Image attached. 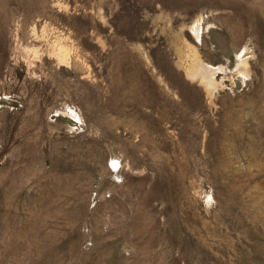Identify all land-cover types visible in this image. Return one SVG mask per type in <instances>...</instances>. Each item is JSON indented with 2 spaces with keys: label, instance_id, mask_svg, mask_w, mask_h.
Returning a JSON list of instances; mask_svg holds the SVG:
<instances>
[{
  "label": "rangeland",
  "instance_id": "rangeland-1",
  "mask_svg": "<svg viewBox=\"0 0 264 264\" xmlns=\"http://www.w3.org/2000/svg\"><path fill=\"white\" fill-rule=\"evenodd\" d=\"M0 264H264V0H0Z\"/></svg>",
  "mask_w": 264,
  "mask_h": 264
},
{
  "label": "bare ground",
  "instance_id": "bare-ground-1",
  "mask_svg": "<svg viewBox=\"0 0 264 264\" xmlns=\"http://www.w3.org/2000/svg\"><path fill=\"white\" fill-rule=\"evenodd\" d=\"M200 28L201 27V24L199 23V21L196 23V26H195V29H196V32L198 33L199 35V31L201 30ZM195 31V30H194ZM196 36V35H195ZM191 52H190V56H191V60H192V63H191V66L189 68V73L191 75H193V77L196 75H201L202 76V80L204 82V84L211 90H215L218 83L216 82L215 78H214V75H215V72H216V69L209 66V64H206L205 62H203L200 57L198 56L197 52L195 51L194 47H191L190 48ZM242 61V60H241ZM218 69V68H217ZM246 61H242L240 63V65L238 66V70L240 71V73H246ZM222 70V69H221ZM221 72V71H220ZM198 77V76H197ZM197 77L195 80H197ZM201 78V77H199ZM192 79V78H191ZM201 82V81H200ZM209 90V91H211ZM208 91V92H209Z\"/></svg>",
  "mask_w": 264,
  "mask_h": 264
}]
</instances>
